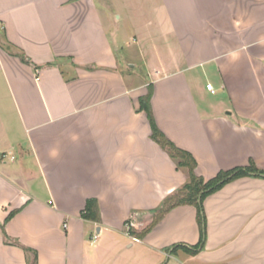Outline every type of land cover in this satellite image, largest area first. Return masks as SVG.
<instances>
[{"label":"crops","instance_id":"crops-1","mask_svg":"<svg viewBox=\"0 0 264 264\" xmlns=\"http://www.w3.org/2000/svg\"><path fill=\"white\" fill-rule=\"evenodd\" d=\"M149 87L205 181L264 170V0H0V264H264V178L205 200L197 255L194 206L138 236L188 182Z\"/></svg>","mask_w":264,"mask_h":264},{"label":"trees","instance_id":"trees-1","mask_svg":"<svg viewBox=\"0 0 264 264\" xmlns=\"http://www.w3.org/2000/svg\"><path fill=\"white\" fill-rule=\"evenodd\" d=\"M152 95L153 88L149 87L148 94L140 99L141 110L147 114L151 126V138L177 162L179 168L187 170L188 182L185 186L168 197L160 209L154 211L152 223L143 229L138 236L141 238L145 237L171 210L179 206H194L197 210V221L201 237L200 242L196 246L186 247L178 245L175 246L174 249H184L190 255H197L204 249L207 237V218L204 210L205 200L209 196L220 191L227 184L238 179L245 177L264 178V170L259 169L255 162L251 161L247 167L222 171L215 178L205 181L204 178L199 176L196 172L197 162L194 157L189 152L178 148L157 126L151 108ZM14 214H16V212L11 213L6 222H8ZM82 215L83 218L87 220L99 222L100 210L98 202L95 199L89 200Z\"/></svg>","mask_w":264,"mask_h":264},{"label":"built area","instance_id":"built-area-1","mask_svg":"<svg viewBox=\"0 0 264 264\" xmlns=\"http://www.w3.org/2000/svg\"><path fill=\"white\" fill-rule=\"evenodd\" d=\"M207 89L209 90V91H211V93H215V90L213 89V87L211 86V85H207ZM12 160H13V158H12ZM126 230H127V232L129 233L130 231H131V229H133V228H135V227H138V225H137V223H136V221H134V220H129V221H127V223H126ZM132 237V236H131ZM95 239H97V237H95ZM132 239L134 240V241H138V239L136 238V237H132Z\"/></svg>","mask_w":264,"mask_h":264},{"label":"rangeland","instance_id":"rangeland-1","mask_svg":"<svg viewBox=\"0 0 264 264\" xmlns=\"http://www.w3.org/2000/svg\"><path fill=\"white\" fill-rule=\"evenodd\" d=\"M34 260V259H33ZM35 263V262H34ZM33 264V263H32ZM36 264V263H35Z\"/></svg>","mask_w":264,"mask_h":264}]
</instances>
